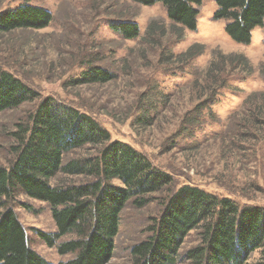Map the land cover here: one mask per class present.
Listing matches in <instances>:
<instances>
[{
  "label": "rangeland",
  "instance_id": "374dc122",
  "mask_svg": "<svg viewBox=\"0 0 264 264\" xmlns=\"http://www.w3.org/2000/svg\"><path fill=\"white\" fill-rule=\"evenodd\" d=\"M26 2L45 7L53 18L45 28L0 33L1 68L38 93L0 113V166L8 167L17 158L19 129L28 125L44 98L51 97L88 112L113 139L131 144L174 177L173 184L152 194L145 206H137L134 198L127 202L114 255L106 264H131L132 246L148 237L147 229L162 215L168 196L182 184L198 185L241 205L264 206V26L255 28L250 44L236 42L225 30L229 21L214 18L215 0L198 6L197 31L174 28L161 2L0 0V9ZM133 21L140 27L137 38H124L110 27ZM196 43L190 55L202 54L180 56ZM226 61L234 63L225 66ZM89 65L111 72L114 79L78 84L75 80ZM217 80L224 86L210 88ZM94 153L87 145L70 154ZM57 181L84 180L60 173L51 179ZM14 194L9 206L27 228L32 247L54 263L74 257L60 255L36 233L57 230L50 206L19 188ZM200 231L189 233L181 255L200 243ZM75 237L71 233L57 243ZM258 258L255 253L251 262Z\"/></svg>",
  "mask_w": 264,
  "mask_h": 264
},
{
  "label": "trees",
  "instance_id": "16d2710c",
  "mask_svg": "<svg viewBox=\"0 0 264 264\" xmlns=\"http://www.w3.org/2000/svg\"><path fill=\"white\" fill-rule=\"evenodd\" d=\"M144 5L161 2L174 28L198 30V6L203 0H133ZM215 19H227L226 32L238 43L250 44L253 31L264 26V0H215ZM45 7L26 2L0 9V33L17 29H41L52 20ZM110 27L133 39L140 35L137 22ZM152 34V32H150ZM193 44L180 56L193 58ZM203 46V45H202ZM204 49V46L201 47ZM200 52V51H199ZM234 63L226 61V63ZM252 72L250 65L239 62ZM111 72L89 65L78 84L106 82ZM212 82L215 89L225 83ZM253 93L251 96H257ZM264 95V92L262 94ZM38 97L24 81L0 66V113ZM19 129L17 158L8 167L0 166V264H106L114 255L121 213L127 202L143 207L150 196L167 190L173 175L156 166L131 144L113 139L108 129L88 112L46 97ZM95 149L89 156L72 157L85 146ZM70 154V155H69ZM60 173L81 177L83 182L57 181ZM46 202L57 230L37 235L60 255L74 254L54 263L41 256L9 202L17 189ZM201 228L200 243L181 255L180 247L189 233ZM148 237L131 248V264H264V206L241 205L198 185L182 184L168 196L162 215L147 229ZM71 233L77 237L57 243ZM259 258L251 262L252 256Z\"/></svg>",
  "mask_w": 264,
  "mask_h": 264
}]
</instances>
